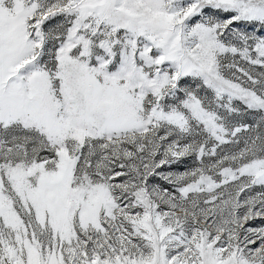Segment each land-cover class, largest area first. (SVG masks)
Instances as JSON below:
<instances>
[{"label":"snow or ice","instance_id":"1","mask_svg":"<svg viewBox=\"0 0 264 264\" xmlns=\"http://www.w3.org/2000/svg\"><path fill=\"white\" fill-rule=\"evenodd\" d=\"M0 264H264V0H0Z\"/></svg>","mask_w":264,"mask_h":264}]
</instances>
